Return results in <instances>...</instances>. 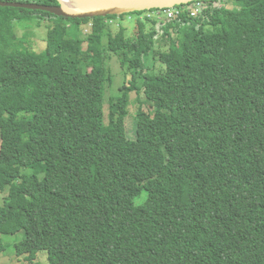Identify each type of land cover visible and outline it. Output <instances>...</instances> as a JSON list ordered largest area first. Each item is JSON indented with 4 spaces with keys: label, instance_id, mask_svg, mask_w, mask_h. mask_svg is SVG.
<instances>
[{
    "label": "trees",
    "instance_id": "trees-1",
    "mask_svg": "<svg viewBox=\"0 0 264 264\" xmlns=\"http://www.w3.org/2000/svg\"><path fill=\"white\" fill-rule=\"evenodd\" d=\"M221 1L147 16L105 48L124 15L0 7V254L23 232L31 264H264V0ZM50 18L45 50L21 48L14 22ZM104 54L131 77L111 100Z\"/></svg>",
    "mask_w": 264,
    "mask_h": 264
},
{
    "label": "rangeland",
    "instance_id": "rangeland-1",
    "mask_svg": "<svg viewBox=\"0 0 264 264\" xmlns=\"http://www.w3.org/2000/svg\"><path fill=\"white\" fill-rule=\"evenodd\" d=\"M24 1V0H22ZM19 3H23L20 1H15ZM230 7V3L222 0L221 3ZM35 4V3H31ZM218 4V5H219ZM190 7H194L193 3L190 4ZM153 12V13H152ZM151 14V15H150ZM149 16L152 21L157 19L156 11L144 12L142 14H126L123 17L112 18V22L105 23V29L102 33V47L105 48L108 44V32L114 36L117 34L118 30L122 27L125 29V35L128 38H131L136 31L137 22L142 20L145 21L146 17ZM21 22H14L13 31L15 35L22 39L23 47L28 50H33L35 53H41L46 48V40L48 37L49 28L57 22L56 18H50V20H43L39 22L38 19L33 20H20ZM70 27L73 28V25L70 24ZM82 29L81 38L86 37L90 32V24H82L80 25ZM106 69L110 72L112 76V84L107 88L106 94L107 98L113 99L115 95L118 93V88L120 86H126L130 81V76H124L122 71L124 68L120 65V62L114 56H108V54H104ZM154 60L152 57L146 58L144 64V72L151 74L154 69ZM130 103L127 105V118L125 120V128L127 137L131 140L135 139L136 133V113L138 109H145L146 104L145 96L143 94V90H140L138 93H130ZM137 101L139 102V107L137 105ZM107 107V105H106ZM3 195L0 196V202L2 201ZM23 232H18L14 235H5L2 236V240L4 245L6 246V250L0 254V264H31L25 260L23 256L17 257L14 253V245L20 241H22ZM36 264H47V255L45 252H41L37 255L36 260L34 261Z\"/></svg>",
    "mask_w": 264,
    "mask_h": 264
},
{
    "label": "water",
    "instance_id": "water-1",
    "mask_svg": "<svg viewBox=\"0 0 264 264\" xmlns=\"http://www.w3.org/2000/svg\"><path fill=\"white\" fill-rule=\"evenodd\" d=\"M56 1L58 6H42L31 3L0 1V7L38 10L65 19H92L98 17L122 16L134 12L150 10L173 9L174 7L187 5L192 2L208 0H73L79 9H82L81 12L77 13L63 7L60 0Z\"/></svg>",
    "mask_w": 264,
    "mask_h": 264
},
{
    "label": "bare ground",
    "instance_id": "bare-ground-1",
    "mask_svg": "<svg viewBox=\"0 0 264 264\" xmlns=\"http://www.w3.org/2000/svg\"><path fill=\"white\" fill-rule=\"evenodd\" d=\"M61 1V3H62V5H63V7H65V8H67L68 10H70V11H72V12H81L82 11V9H79V7L73 2V0L71 1V0H60ZM208 1H210V0H208ZM198 2V1H197ZM202 5V4H201ZM201 5H197V7L193 10V12L191 13V16H195V15H197L199 12H200V10L202 9V7L203 6H201ZM183 6V5H182ZM185 6V5H184ZM179 7H181V6H179ZM175 8V7H174ZM164 9V10H157V12H156V14H157V19H160L161 17H166V18H173V17H175L176 15H178L177 13V11L175 10V9ZM204 9V8H203ZM172 11L173 13H175L174 14V16L173 17H168L167 16V11ZM151 11V10H150ZM186 11V10H185ZM187 12V11H186ZM153 13V12H152ZM201 14V13H200ZM151 15V14H150ZM148 18V17H147ZM165 21V20H164ZM111 23V22H110ZM113 23V22H112Z\"/></svg>",
    "mask_w": 264,
    "mask_h": 264
},
{
    "label": "built area",
    "instance_id": "built-area-1",
    "mask_svg": "<svg viewBox=\"0 0 264 264\" xmlns=\"http://www.w3.org/2000/svg\"><path fill=\"white\" fill-rule=\"evenodd\" d=\"M166 13H167V16H168V17H173L174 14H175V13H173L172 11H169V10H168Z\"/></svg>",
    "mask_w": 264,
    "mask_h": 264
}]
</instances>
